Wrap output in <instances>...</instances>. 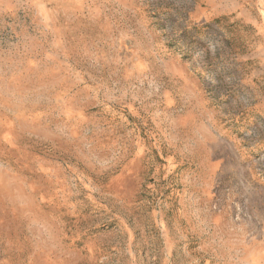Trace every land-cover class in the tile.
Masks as SVG:
<instances>
[{"label":"rangeland","instance_id":"374dc122","mask_svg":"<svg viewBox=\"0 0 264 264\" xmlns=\"http://www.w3.org/2000/svg\"><path fill=\"white\" fill-rule=\"evenodd\" d=\"M0 264H264V0H0Z\"/></svg>","mask_w":264,"mask_h":264}]
</instances>
